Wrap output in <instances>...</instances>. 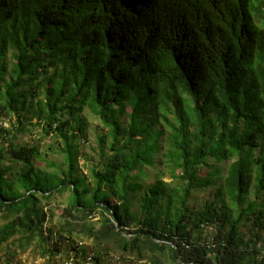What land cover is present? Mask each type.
<instances>
[{"label": "trees", "instance_id": "1", "mask_svg": "<svg viewBox=\"0 0 264 264\" xmlns=\"http://www.w3.org/2000/svg\"><path fill=\"white\" fill-rule=\"evenodd\" d=\"M0 216L48 259L264 264V0H0Z\"/></svg>", "mask_w": 264, "mask_h": 264}, {"label": "rangeland", "instance_id": "2", "mask_svg": "<svg viewBox=\"0 0 264 264\" xmlns=\"http://www.w3.org/2000/svg\"><path fill=\"white\" fill-rule=\"evenodd\" d=\"M35 122V121H34ZM88 123L90 125H96L97 121L92 119L91 117H88ZM8 125H6L7 127ZM41 129L38 127H35L32 129V132H28L25 135L19 136L18 142L25 143V144H34L38 141V137L41 134ZM39 135V136H38ZM88 136L90 137V140L92 141L94 139V132L88 131ZM51 141L49 139H44L42 141V144L49 145ZM90 146L88 144H85V147L83 148V151L86 153L91 154L90 152ZM51 159H54L56 161L60 160V157L56 154H51L49 156ZM83 161L80 160L79 164L83 165ZM86 172V170H85ZM155 171L151 170L148 172V178L146 179L147 182L153 181V175ZM165 181H169L168 176L165 177ZM212 191L213 189H205L201 191H196L193 194V199H191L190 204L193 205L194 200H197L200 204L205 202L206 200H209L212 197ZM68 203V193H64L62 197H60L57 200H51L50 202V221L47 225V227H53L58 228L60 223L57 216V211L59 207H56L58 205L65 207ZM61 207V208H62ZM55 214V215H54ZM6 223V220L0 216V227L3 226ZM241 233L249 236V230L248 228H241ZM77 239L87 240L84 234H79L78 232H74L73 235ZM85 238V239H84ZM88 242V241H87ZM42 248L38 240L32 241L30 244L27 243V241L21 237L20 235H16L12 238H10L6 243L2 244L0 246V264H7V260L11 264H50V260L42 253ZM111 259H108V262L105 264H124V262L119 261L118 263H112V261H109ZM128 264H147L146 262H139V263H128Z\"/></svg>", "mask_w": 264, "mask_h": 264}, {"label": "built area", "instance_id": "3", "mask_svg": "<svg viewBox=\"0 0 264 264\" xmlns=\"http://www.w3.org/2000/svg\"><path fill=\"white\" fill-rule=\"evenodd\" d=\"M53 239H51V243ZM85 242L82 240L76 241L75 243H70L68 240L64 242L61 250L53 255L50 260V264H97L95 262V253L90 250L83 249ZM112 261V263H118L120 260L113 257H103L102 263Z\"/></svg>", "mask_w": 264, "mask_h": 264}]
</instances>
